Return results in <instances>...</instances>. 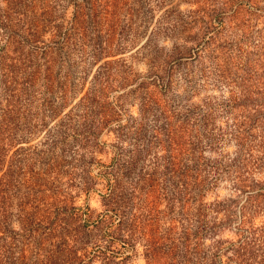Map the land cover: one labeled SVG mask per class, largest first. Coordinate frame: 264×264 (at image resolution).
<instances>
[{"label":"rangeland","instance_id":"1","mask_svg":"<svg viewBox=\"0 0 264 264\" xmlns=\"http://www.w3.org/2000/svg\"><path fill=\"white\" fill-rule=\"evenodd\" d=\"M0 264H264V0H0Z\"/></svg>","mask_w":264,"mask_h":264},{"label":"trees","instance_id":"2","mask_svg":"<svg viewBox=\"0 0 264 264\" xmlns=\"http://www.w3.org/2000/svg\"><path fill=\"white\" fill-rule=\"evenodd\" d=\"M7 77H8V75H7V74H5V75H4V79L6 80V79H7Z\"/></svg>","mask_w":264,"mask_h":264}]
</instances>
